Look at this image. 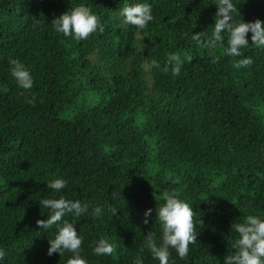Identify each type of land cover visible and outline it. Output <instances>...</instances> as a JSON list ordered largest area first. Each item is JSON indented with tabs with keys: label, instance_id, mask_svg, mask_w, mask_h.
Returning <instances> with one entry per match:
<instances>
[{
	"label": "trees",
	"instance_id": "obj_1",
	"mask_svg": "<svg viewBox=\"0 0 264 264\" xmlns=\"http://www.w3.org/2000/svg\"><path fill=\"white\" fill-rule=\"evenodd\" d=\"M236 23L264 21V0H232ZM146 3L144 29L124 23L125 4ZM216 0H0V264H67L73 253L47 255L57 225L44 230V198L79 200L88 211L66 214L82 238L87 264H159L145 236L162 227L164 191L193 209L197 241L186 259L170 248L168 264H225L239 234L232 223L264 220V46L241 56L223 45L201 48L210 36ZM84 5L100 24L87 39L54 30L51 21ZM203 38V37H202ZM170 53L193 56L180 74L163 71ZM218 56V62H212ZM251 57L249 67L234 64ZM11 59L33 78L21 88ZM156 60L160 67L145 70ZM67 182L60 192L48 181ZM102 214L93 218L95 207ZM115 207V216L110 209ZM152 209L149 223L143 219ZM203 221V224L200 223ZM115 251L93 252L99 239Z\"/></svg>",
	"mask_w": 264,
	"mask_h": 264
},
{
	"label": "clouds",
	"instance_id": "obj_2",
	"mask_svg": "<svg viewBox=\"0 0 264 264\" xmlns=\"http://www.w3.org/2000/svg\"><path fill=\"white\" fill-rule=\"evenodd\" d=\"M217 11L215 13L214 29L210 36L206 33L195 32L191 39L201 48L208 50L209 55H213V50L223 45L224 36L227 33V47L224 49L228 56H241L242 49L249 46L248 33H251V44L257 47L264 46V21L255 19L245 22L241 20L236 23L233 14L238 13L239 9L233 4L232 0H216ZM124 17V23L136 26L138 29H144L148 22L153 20L152 9L149 4L137 3L129 6L125 4L120 12ZM56 32L64 36H72L78 40L87 39L99 28L101 33L104 27L100 24L98 17L93 14L90 8L79 5L71 11H66L51 21ZM203 37V38H202ZM193 56L185 54L183 59L179 53H170L167 57V64L163 71H169L174 76L180 74L183 63H191ZM219 57L213 56L212 62H218ZM11 65V75L15 78L18 85L23 89H30L33 86V78L25 65L15 59L9 61ZM253 64V59L247 57L237 61L234 67H249ZM159 68L156 60H152L150 65L145 64L142 67L150 70V67ZM67 182L62 179L48 181L46 187L55 192H60L66 188ZM162 198L165 203L157 209V220L162 227L160 242L154 232L149 231L145 236V246L150 251L153 259L159 261V264H168L169 249H175L180 259H186L189 252V245L197 241V233L193 221L194 212L188 203L180 200L175 192L164 191ZM40 206L50 209V215L46 220L37 219L36 224L40 228L47 230L53 225H57V233L54 239H49V248L47 255L54 253L63 255L64 251L73 253V256L67 260V264H87L86 260L80 256V247L82 238L78 235L75 225L69 220L63 219L66 214H74L79 217L88 211L87 204H82L79 200L73 201L60 196L58 199L44 198L39 201ZM113 216L118 210L115 207L110 209ZM152 209H147L143 223H149V215ZM102 214L101 207H95L91 215L93 218ZM203 224V221L200 220ZM231 230L239 234L238 239L233 244L234 252L225 256V264H264V220L255 215H248L241 223H232ZM115 251L113 245L106 239H99L95 243L93 252L97 255H111ZM6 253L0 249V260H3ZM135 264H143V261L137 257Z\"/></svg>",
	"mask_w": 264,
	"mask_h": 264
}]
</instances>
